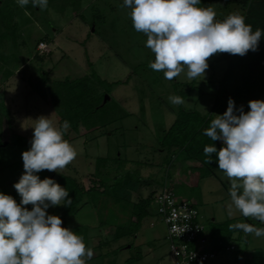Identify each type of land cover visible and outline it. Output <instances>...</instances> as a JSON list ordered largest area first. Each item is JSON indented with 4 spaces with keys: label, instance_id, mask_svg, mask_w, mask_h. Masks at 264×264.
Returning <instances> with one entry per match:
<instances>
[{
    "label": "rangeland",
    "instance_id": "obj_1",
    "mask_svg": "<svg viewBox=\"0 0 264 264\" xmlns=\"http://www.w3.org/2000/svg\"><path fill=\"white\" fill-rule=\"evenodd\" d=\"M245 2L246 0H201L197 7H212L217 13L215 19L223 21L233 13L243 16ZM123 4L124 0H48L47 8L41 10L33 7L31 0L23 8L18 5L17 0H0V193L10 196L14 193L13 198L20 203L21 197L13 185L24 172L22 153L30 149L9 144L10 130L6 112L15 126L16 134L31 141L34 131L32 127L38 117L46 116L54 126L59 127L57 109L51 103L53 83L89 77L87 86L90 99H100L106 94V102L118 101L134 116L110 124L100 129V132H91L90 137H103L106 133L96 143L90 141L88 136L82 138L79 132L68 129L67 139L77 152L76 158L65 169L58 170L60 174L43 170L38 175L40 179L48 177L55 182L62 174L77 180L82 176L85 188L95 186L101 192L99 182L92 179L94 166H90V161H87L83 168L85 156L93 161L110 153L108 156L112 159L119 154L121 160L131 159L133 163L124 166L122 171L136 175L135 180L131 178L122 181L118 166L111 167L110 162L94 178L106 180L105 187L112 199H107V194L94 192L93 198L87 200L88 203L85 200L76 215L66 217L63 226L75 228V225H80L86 229L93 225L98 228L100 222L106 226L117 225L126 214L121 209L119 214L112 215L109 208H114L113 197L125 194H129L131 199L140 197V191H144L147 186V192L152 193H148L142 202H146L152 215L146 220V226L143 224L137 232V238L129 236V239L125 237L117 242L118 246L134 244L141 247L128 249L123 246L115 253L112 251L115 245L112 242L110 246L93 250L94 255L86 264H126L129 258L136 259L140 255L141 261L138 264H172L168 254L166 228L157 212H154L152 196L160 192L156 183L168 181L174 173L167 167L162 168V159L166 158L171 166L174 162L177 163L180 170H184L182 165L185 163L181 158L176 160L161 151V133L171 125L179 107L201 114L210 112L228 62H217L213 55L208 60L209 67L204 77L189 80L186 78L185 68V72L178 77L165 79L163 72H156L149 67L150 62H154L155 55L145 46L147 36L134 29L131 9ZM4 35H8V38H4ZM40 43L45 46L41 50L38 49ZM231 68L230 78L225 85L228 93L239 86V79L244 74V61L241 58L234 59ZM91 72L98 79L90 78ZM184 84H194V88L184 87ZM178 93L186 94L184 103H171L169 97L177 96ZM122 127H128L125 135L115 134L112 139L106 137L111 130ZM123 132L125 130H121L122 134ZM86 168L91 169L84 170ZM74 169H78V174L74 173ZM195 172L191 178L193 189L187 188V192L191 198L200 196V200L193 198L198 201L193 203H197L204 226L218 230L220 223H247L264 228V224L251 217L246 218L239 212L231 217L228 215L230 181L222 170H215L216 176L201 180L197 179L196 175L199 173ZM182 173L181 171L180 174ZM159 174L161 177H157ZM129 187L135 189L134 193L127 191ZM136 197L135 202L139 200ZM118 205L123 208L128 206L125 202ZM25 207L31 210L32 206ZM56 207H49L47 213L59 216ZM210 233L214 242L219 239H224L222 242H225L229 238L230 244L243 252L241 259L236 260L238 252H224V246L219 258L224 259L226 264L236 261L240 264H264V237L246 234L239 228H235L230 237L222 232ZM91 236L94 246L97 243L107 244L114 237L113 230L107 228L103 235L94 232ZM148 246L154 249L153 253L146 254Z\"/></svg>",
    "mask_w": 264,
    "mask_h": 264
},
{
    "label": "clouds",
    "instance_id": "obj_2",
    "mask_svg": "<svg viewBox=\"0 0 264 264\" xmlns=\"http://www.w3.org/2000/svg\"><path fill=\"white\" fill-rule=\"evenodd\" d=\"M30 0H17L20 7ZM201 0H124L137 32L147 36L146 47L155 55L149 67L172 80L186 71L191 80L205 75L208 60L218 53L244 56L258 50L264 30L254 32L245 17L233 13L217 21L212 7H197ZM33 7L47 8L48 0H31ZM180 105V96H170ZM249 111L237 108L232 98L226 111L215 115L204 135L221 141L217 150L206 145L204 163L211 164L213 154L218 168L230 181L228 215L236 212L264 224V100H250ZM29 150L22 153L24 172L13 187L21 197L18 204L0 193V264H86L94 253L82 236L62 227V219L47 209L70 206L72 199L65 187L53 179H40L43 170H63L77 156L64 139L70 127L65 120L54 126L46 116L35 119ZM27 205H31L29 210ZM231 227L246 234L264 237V228L242 223Z\"/></svg>",
    "mask_w": 264,
    "mask_h": 264
},
{
    "label": "trees",
    "instance_id": "obj_3",
    "mask_svg": "<svg viewBox=\"0 0 264 264\" xmlns=\"http://www.w3.org/2000/svg\"><path fill=\"white\" fill-rule=\"evenodd\" d=\"M243 16L245 17V23L252 26L253 32L257 28L264 30V1L246 0ZM3 37L8 38V35H4ZM236 58H241L244 61V74L239 79V86L234 88L231 93H228L226 92L225 85L232 72V61ZM215 60L217 62L227 61L228 68L221 85L217 89V94L213 98L210 112L201 115L195 111H187L179 107L173 124L166 132H164L160 139V146L167 152V154H170L174 158L179 157L182 161H193L199 164L200 168L193 170L199 173L197 174L198 180L214 176V171L220 170L215 160V154H213V161L211 164L204 163L205 156L203 150L206 145L212 144L217 150H219L223 144L221 141H212L209 137L204 135V131L210 127V122L215 119V115H222L226 111L229 98H232L235 101L237 108L243 106L245 112L249 111L248 102L250 100H264V36L261 37L258 50L255 52L249 50L244 56L218 53L215 54ZM88 65L91 66L90 63ZM90 78L98 79L94 72H91ZM87 80H89V77L75 80L65 79L60 82H54L51 87V103H53L57 109L56 114L59 127L65 120H67L70 123L69 129L75 133L79 132L78 134L84 133V131L92 132L104 129L125 115L115 103L104 101V96L106 94H103L100 99H90ZM99 82L103 83L102 81ZM192 85L193 84L185 85V87L191 88L193 87ZM110 86L111 85H108V87ZM177 96L184 99L186 94L178 93ZM5 115L9 120V144L14 147L30 148V141L16 134L15 126L11 123L8 112H6ZM64 139L68 141L66 133L64 134ZM100 161L104 162V160ZM57 183L60 184L61 187L66 188L69 192V197L72 199L70 206L56 207L63 223L65 222L66 217L76 215L81 210L83 202L86 200V203H88L87 200L94 195V192L98 191L95 186L86 190L75 180L63 175L58 176ZM105 184L106 180L104 178L99 181V186L104 189L100 193L108 195L109 192L106 190L107 188L105 187ZM110 189L112 190L113 188L110 187ZM13 194L11 195L12 197ZM146 213H148L146 202H140L133 206L134 222L129 224L130 232L138 230L140 221L145 215H147ZM231 226L233 225L225 223L218 225V230H212L210 228V232H213L214 234L216 232H222L230 237V235L235 232V228ZM66 228H69L77 235L82 236L87 247V230L85 228ZM211 237H213L212 234ZM212 239L213 250L215 251H219L224 246L226 247L230 244L229 238L225 242H222L223 239L220 242L215 241V243L214 237ZM242 254L243 252H238L236 260L241 259Z\"/></svg>",
    "mask_w": 264,
    "mask_h": 264
},
{
    "label": "crops",
    "instance_id": "obj_4",
    "mask_svg": "<svg viewBox=\"0 0 264 264\" xmlns=\"http://www.w3.org/2000/svg\"><path fill=\"white\" fill-rule=\"evenodd\" d=\"M185 85H187V84H184V87H185ZM193 87H191V88H194V84L192 85ZM109 94H110V92H109ZM109 94H108V97L110 98V96H109ZM106 96V95H105ZM104 100L106 101L107 100V98L106 97H104ZM112 100V99H111ZM113 101V103H115L118 107H119V109H121L123 112H124V116L121 118V119H119V120H116V121H114L113 123H111L112 125L113 124H115L116 122H120V121H122V120H126V119H128V117H131V116H134V114L133 113H130V112H128V111H126L125 110V106H123L120 102H118V101H115V100H112ZM111 101V102H112ZM210 106V105H209ZM211 106H212V104H211ZM211 106H210V109H211ZM142 111V110H141ZM187 111H189V110H187ZM210 111V110H209ZM195 112H197V111H195ZM197 113H199V112H197ZM199 114H201V113H199ZM201 115H205V114H201ZM176 117V116H175ZM175 120V119H174ZM174 120H173V122H174ZM173 122L171 123V125L173 124ZM171 125L167 128V129H163L162 130V135H161V137L163 136V134H164V132H166L170 127H171ZM128 128V127H127ZM127 128L126 127H122L121 129H114V130H111V132H109L107 135L108 136H106L108 139L110 138V139H112L113 137H114V135L115 134H119V136L121 135H125L126 134V130H127ZM121 130H125V132H123V134L121 133ZM135 130H136V128H135ZM92 132H100L99 130H97V131H92ZM91 132H84V133H82V134H79L82 138L83 137H89V139H90V141L92 140L93 141V143H96L95 141L96 140H98V139H101V138H103L104 136H105V134H104V136L102 137H98V136H94V135H92L91 137H90V134ZM161 139V138H160ZM84 143H85V140H84ZM98 149V148H97ZM161 151L162 152H165V153H167L164 149H162V147H161ZM110 153H108L107 155H106V157H97V158H95V160H93V161H91V159L86 155L85 157H86V159L84 160L85 162H83L84 164H83V168H84V166H86V163H87V161H90V163H89V165L90 166H94V175H93V177H92V179H93V181H97V182H99L100 180H99V178L98 179H96V178H94V176H95V174H99V172L100 171H102V170H104L105 168H107L106 166L110 163V165H111V167H112V165H113V167L114 166H118V170H120L121 171V175L120 174H118V175H120L121 176V178H122V180L123 179H131V178H133L134 180H135V176L136 175H134L133 173L131 174V173H128V172H126V171H122V168L125 166V167H127V165L129 164L130 165V163H133L132 162V160L130 159V160H128L127 158H125V159H123V160H121L120 159V156H121V154H119V155H117V158H115V159H112V158H110L108 155H109ZM125 157H126V155H125ZM89 158V159H88ZM176 158V160L179 158V157H175ZM100 160H104V162L103 161H100ZM163 160V166H162V168H164V167H167V168H169L170 170H172V172H174L173 174H172V176H170V179H168V181L166 180V181H164L163 183H156L158 186H159V189L158 190H161L166 184H168V185H170L172 188H173V190H174V192H175V194H176V196L180 199V200H186V201H188V202H191L194 206H196L197 207V203L196 204H194L195 202H198V201H196V200H194L193 198H195V199H197V200H200V196H194V197H192L191 198V195H189V192H187V188H191V187H193L192 186V180H191V178H192V174L193 173H196L195 171H193L194 169H197V168H200V166H199V164H197V163H195V162H193V161H183L185 164H183L182 166L184 167V170H180V169H178V166L176 165L177 163H173V166H171V164H169V161L168 160H166V158H164V159H162ZM175 160V161H176ZM99 161V162H98ZM182 161V160H181ZM165 162V163H164ZM170 163H171V160H170ZM167 164V165H166ZM88 164H87V167L89 166ZM89 169H91V168H86V169H84V170H89ZM187 169V170H186ZM69 170H71V169H69ZM78 169H74V173H77L78 171H77ZM183 172L182 174H180V172ZM186 171H187V173H186ZM190 171V172H189ZM190 173V174H189ZM78 174V173H77ZM62 175H64V174H62ZM187 175H188V177H187ZM215 175V174H214ZM65 176V175H64ZM104 176V175H103ZM161 177V175L159 174V175H157V177ZM197 176V175H196ZM216 176V175H215ZM106 178V177H105ZM194 178V177H193ZM74 179V178H73ZM78 184H80L83 188H85V186H84V184H83V181H84V178L81 176V179L80 180H77V179H74ZM107 183V182H106ZM106 185V184H105ZM110 187V186H109ZM126 187V186H125ZM126 188H128V187H126ZM125 188V189H126ZM130 188V187H129ZM146 189H144V191H140V192H142L141 193V196L138 198V197H136L137 199H139L137 202H135V197H133V199H131L132 197L131 196H129V194H125V195H123V196H119V195H116V196H114L113 197V201H114V208L112 207V209H110L109 208V211H111L112 210V212H113V214L112 215H116V213L117 214H119V212H120V210L121 209H124V213L126 214V215H124V217L122 216L121 218H122V220L120 221L119 220V222L117 223V225H113V226H106V225H104L103 223H101L100 222V224H99V226H98V228H94L95 227V225H93L92 226V228H89V227H87L86 228V230H87V234H86V238H87V247L88 248H91L92 250H96V249H101L102 247L104 248L105 246H110V244H112V242H113V245H114V249H112V251H115V253L118 251V250H120L123 246H125V247H127L128 249H139V247H141V245L139 246V245H134V244H129V245H120V246H118V244H117V242L120 240V239H123V238H125V237H127L128 239H129V236H134L133 238L135 239V237H136V234H137V232L140 230V228L143 226V224L146 226V220H149L148 218H149V216H151L152 215V213H150L149 212V210L147 209V211H148V213H146L147 215H145V217L144 218H142V220L140 221V225H139V228H138V230L137 231H135V232H130V228H129V224L130 223H132V222H134V217H133V206H135V205H137L138 203H140V202H142V199L144 200V198L146 197V195L148 194V193H150V195H151V193H152V191L151 192H147L148 191V188L149 187H145ZM86 190H87V188H85ZM191 189H193V188H191ZM104 189L102 188V190H101V192L103 191ZM133 190H135V189H132V188H130V189H128L127 191L128 192H130L131 194H132V192L134 193V191ZM142 190V189H141ZM158 190L156 191V193L158 192ZM126 191V190H125ZM125 191L123 192V193H125ZM98 192H100L99 190H98ZM178 194H180V195H178ZM109 195V194H108ZM155 195L156 194H153V196H152V199L154 200V197H155ZM110 197V198H109ZM199 198V199H198ZM107 199H112L111 198V195H109L108 197H107ZM193 199V200H192ZM123 202H125L126 204H128V206L127 207H125V208H123V207H121L120 205H118V204H122ZM194 202V203H193ZM152 205L154 206V203H153V201H152ZM155 207V206H154ZM155 211L154 212H156V209H154ZM118 217H119V215H118ZM201 218V217H200ZM130 221H132V222H130ZM214 221V219H212V222ZM222 224H225V223H220L219 225H222ZM63 225H65V222L63 223ZM62 225V226H63ZM149 225L150 226H152V223H149ZM68 227V226H67ZM74 227H83V226H80V225H75ZM70 228H71V226H70ZM105 228H107V229H112L113 230V235H114V237H113V239H112V241L111 242H109V243H107V244H101V243H97V245L96 246H94L93 245V240H92V236H91V234H93L94 232L95 233H98V235H103L104 234V232H105ZM208 230H209V233H210V226H208ZM210 236H211V234H210ZM137 238V237H136ZM213 237H211V239H212ZM100 240V239H99ZM221 241V239H219V242ZM212 243H213V239H212ZM215 243V242H214ZM148 245H149V243H147ZM150 246V245H149ZM148 246V248H147V251H146V254L147 253H153V251H154V249L153 248H151V247H149ZM124 247V248H125ZM141 249V248H140ZM139 261H141V255H140V257L139 258H136V259H131V258H129L128 259V261H126L125 263L126 264H138V262ZM209 263H211V264H226V262L224 261V259H220L219 258V255H218V257H217V259L216 260H213V261H211V262H208L207 264H209Z\"/></svg>",
    "mask_w": 264,
    "mask_h": 264
},
{
    "label": "built area",
    "instance_id": "obj_5",
    "mask_svg": "<svg viewBox=\"0 0 264 264\" xmlns=\"http://www.w3.org/2000/svg\"><path fill=\"white\" fill-rule=\"evenodd\" d=\"M44 47V43H40L38 49ZM153 203L166 228L168 254L172 264H207L217 259L222 250H213L208 227L201 222L196 206L180 200L168 184L155 195ZM223 251L239 252L233 244L226 246Z\"/></svg>",
    "mask_w": 264,
    "mask_h": 264
}]
</instances>
